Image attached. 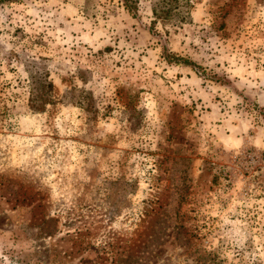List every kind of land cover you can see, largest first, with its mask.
Instances as JSON below:
<instances>
[{"label":"rangeland","instance_id":"1","mask_svg":"<svg viewBox=\"0 0 264 264\" xmlns=\"http://www.w3.org/2000/svg\"><path fill=\"white\" fill-rule=\"evenodd\" d=\"M0 264H264V0H0Z\"/></svg>","mask_w":264,"mask_h":264},{"label":"trees","instance_id":"2","mask_svg":"<svg viewBox=\"0 0 264 264\" xmlns=\"http://www.w3.org/2000/svg\"><path fill=\"white\" fill-rule=\"evenodd\" d=\"M166 1H171V2H174V3H176L177 2V0H166ZM172 11H171V9L168 7L167 9H165V10H161L159 13H157L154 9L152 10V14L154 15V16H156V17H161V18H163V17H166L167 15H169L170 13H171ZM47 87H50V84L48 85H46ZM46 101L47 102H51V100L50 99H46ZM42 103V102H41ZM43 104V103H42ZM32 107V106H31ZM36 110H39L40 108H42V105L41 106H39V109H38V107H34Z\"/></svg>","mask_w":264,"mask_h":264}]
</instances>
